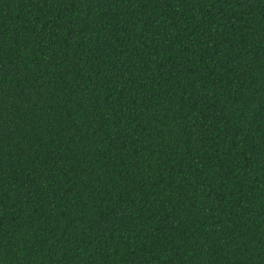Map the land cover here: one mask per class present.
Listing matches in <instances>:
<instances>
[{
    "label": "trees",
    "instance_id": "16d2710c",
    "mask_svg": "<svg viewBox=\"0 0 264 264\" xmlns=\"http://www.w3.org/2000/svg\"><path fill=\"white\" fill-rule=\"evenodd\" d=\"M0 264H264V0H0Z\"/></svg>",
    "mask_w": 264,
    "mask_h": 264
}]
</instances>
